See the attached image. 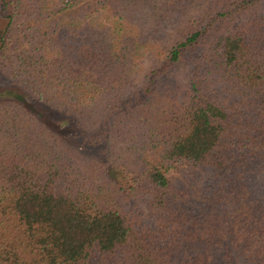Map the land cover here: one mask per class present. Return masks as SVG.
I'll use <instances>...</instances> for the list:
<instances>
[{
	"label": "trees",
	"instance_id": "1",
	"mask_svg": "<svg viewBox=\"0 0 264 264\" xmlns=\"http://www.w3.org/2000/svg\"><path fill=\"white\" fill-rule=\"evenodd\" d=\"M0 22L24 90L0 100V264H264V0H0Z\"/></svg>",
	"mask_w": 264,
	"mask_h": 264
},
{
	"label": "rangeland",
	"instance_id": "2",
	"mask_svg": "<svg viewBox=\"0 0 264 264\" xmlns=\"http://www.w3.org/2000/svg\"><path fill=\"white\" fill-rule=\"evenodd\" d=\"M14 92L21 94L24 93V90L0 72V100L14 96ZM36 107L44 113V119L51 128L59 131L70 140L74 138L73 135L77 127L73 123H69L67 116L40 103H37ZM168 176L175 191L183 189L185 184L191 189L193 188L184 172L169 171ZM193 195L196 196V193L194 192Z\"/></svg>",
	"mask_w": 264,
	"mask_h": 264
}]
</instances>
